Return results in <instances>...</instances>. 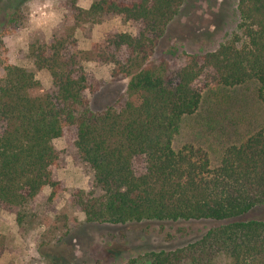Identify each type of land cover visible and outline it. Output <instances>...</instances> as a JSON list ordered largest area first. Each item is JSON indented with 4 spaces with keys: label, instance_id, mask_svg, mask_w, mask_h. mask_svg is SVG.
<instances>
[{
    "label": "trees",
    "instance_id": "1",
    "mask_svg": "<svg viewBox=\"0 0 264 264\" xmlns=\"http://www.w3.org/2000/svg\"><path fill=\"white\" fill-rule=\"evenodd\" d=\"M183 2H73L70 22L49 43L28 47L34 66L48 71L50 91L6 60L0 39V210L18 217L46 186L48 199L57 197L52 140L66 135L93 172V189L69 196L86 222H217L183 246L145 251L130 264H264V219L243 218L264 204V119L257 129L228 134L215 164L200 146L173 148L181 121L198 111L206 89L251 83L264 105V0H237L235 30L215 49L188 53L173 66L154 53ZM109 14L136 22V32L79 48L75 30ZM86 61L111 63L113 79L130 76L117 107H89L85 91L98 84L90 82Z\"/></svg>",
    "mask_w": 264,
    "mask_h": 264
},
{
    "label": "rangeland",
    "instance_id": "2",
    "mask_svg": "<svg viewBox=\"0 0 264 264\" xmlns=\"http://www.w3.org/2000/svg\"><path fill=\"white\" fill-rule=\"evenodd\" d=\"M94 0H0V39L8 62L31 71L43 91L52 88L46 69H37L28 56L31 43H49L70 22L71 6L88 8ZM237 0H184L178 14L160 37L155 57L173 66L188 53L215 49L238 22ZM137 23L109 14L100 23H84L75 30L79 48H89L114 32L134 34ZM94 92L85 91L96 111L117 107L127 93L130 76L113 79L111 63L83 62ZM206 91V92H205ZM198 111L184 117L173 139V148L193 144L204 148L215 164L228 134L257 129L264 119V105L251 83L234 88L206 89ZM59 160L53 177L60 191L49 200L46 186L19 212L0 210V264H130L137 254L180 247L201 236L217 222L201 220L129 221L123 224L89 223L70 200L75 188L93 189V172L78 156L66 135L54 138ZM243 218L264 219V204Z\"/></svg>",
    "mask_w": 264,
    "mask_h": 264
}]
</instances>
